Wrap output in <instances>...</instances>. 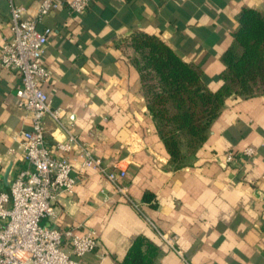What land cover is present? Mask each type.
Instances as JSON below:
<instances>
[{
	"label": "crops",
	"instance_id": "crops-1",
	"mask_svg": "<svg viewBox=\"0 0 264 264\" xmlns=\"http://www.w3.org/2000/svg\"><path fill=\"white\" fill-rule=\"evenodd\" d=\"M69 1L60 0L38 24L53 29L44 54L52 76L44 87L79 138L110 166L127 170L139 209L98 172L77 168L75 192L63 194L56 216L41 224L95 230L100 244L84 264H264V96L229 97L196 161L175 169L122 47L134 31L157 34L200 65L216 90L239 12L263 8L264 0H93L83 13L72 12ZM19 2L27 16L38 13L40 0ZM11 34L8 1L0 0V47ZM20 80L0 67V189L7 192L26 166L13 134L31 127L16 93ZM46 137L51 147L67 138L51 118ZM249 146L256 153L247 159ZM228 152L234 161H226ZM163 235L175 237V246ZM138 241L141 254L128 261Z\"/></svg>",
	"mask_w": 264,
	"mask_h": 264
},
{
	"label": "built area",
	"instance_id": "built-area-1",
	"mask_svg": "<svg viewBox=\"0 0 264 264\" xmlns=\"http://www.w3.org/2000/svg\"><path fill=\"white\" fill-rule=\"evenodd\" d=\"M7 1L12 34L0 47V67L15 70L20 75L16 93L30 117L31 127L13 134L14 140L21 143L26 166L18 171L10 192L0 189V264H84L82 258L100 244L95 230L79 232L74 227L41 224L44 217L56 216V203L63 194L75 192L79 180L74 170L98 172L126 201L138 209L139 204L130 197L125 181L127 170L119 163L110 166L96 155L90 143L79 138L75 124L66 119L64 110L52 106L44 87L52 76L44 54L53 29H40L38 24L44 16L60 8V0H40L35 16H27V8L19 0ZM92 1L70 0L68 6L72 12L83 13ZM48 118L67 136L54 147L46 137ZM255 153L252 146L243 152L247 159ZM72 156L80 159L79 165ZM234 160V154L228 152L226 161ZM10 201L12 207H8ZM3 219L7 222L3 223ZM163 236L175 246V237Z\"/></svg>",
	"mask_w": 264,
	"mask_h": 264
},
{
	"label": "trees",
	"instance_id": "trees-1",
	"mask_svg": "<svg viewBox=\"0 0 264 264\" xmlns=\"http://www.w3.org/2000/svg\"><path fill=\"white\" fill-rule=\"evenodd\" d=\"M237 19L216 90L200 65L183 59L159 35L134 31L122 42L175 169L193 165L229 97L264 96V7L242 8ZM140 247V241L134 244L128 261L139 257Z\"/></svg>",
	"mask_w": 264,
	"mask_h": 264
}]
</instances>
